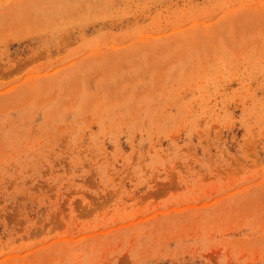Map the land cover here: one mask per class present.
I'll return each instance as SVG.
<instances>
[{"label":"rangeland","instance_id":"1","mask_svg":"<svg viewBox=\"0 0 264 264\" xmlns=\"http://www.w3.org/2000/svg\"><path fill=\"white\" fill-rule=\"evenodd\" d=\"M0 264H264V0H0Z\"/></svg>","mask_w":264,"mask_h":264}]
</instances>
